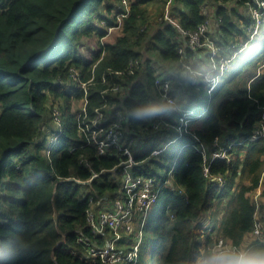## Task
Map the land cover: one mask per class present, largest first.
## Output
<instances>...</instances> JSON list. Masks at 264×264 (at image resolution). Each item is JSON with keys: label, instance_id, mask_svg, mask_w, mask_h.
<instances>
[{"label": "trees", "instance_id": "1", "mask_svg": "<svg viewBox=\"0 0 264 264\" xmlns=\"http://www.w3.org/2000/svg\"><path fill=\"white\" fill-rule=\"evenodd\" d=\"M151 1L132 0L121 30L104 42L101 38L106 29L117 24L123 11L120 0H0V254L6 257L2 264H106L88 257L84 241H79L84 237L104 244L88 224V210L100 209L118 194L122 184V152L111 148L105 155L99 154L81 130L84 115L92 122L97 110L109 118L107 124L115 121L117 112L122 113L125 133L138 140L155 134L165 120L180 124L185 118L189 122L178 135H174L176 128L163 124L162 130L174 135L173 139L178 136L172 153L176 162L162 179L164 202L150 220L161 244L149 252L143 249L152 238L145 242L138 264H148L151 259L156 264H189L202 243H216L219 238L235 250L218 256V261L241 264L250 258L251 249L264 246L255 238L247 242L249 235L253 237L257 211L253 193L261 188L264 196V138L249 140L264 122V72L249 88H240L235 96L217 103L207 93V110L201 92L195 90L179 98L180 102L188 99L187 110L168 112L170 118L136 119L130 113L135 106L157 103L153 94L154 89L159 92L157 78L171 81L181 71L185 77L192 68L209 70L208 48H193L181 29L195 32L209 22L206 9L210 2L216 4L210 23L216 26L212 33L223 56L243 48L241 38L255 27L254 18L228 5L230 0H172L176 24L162 18L152 30ZM161 1L167 4L169 0ZM234 1L258 5V0ZM96 35L98 49L92 50L91 60L83 59L79 54L84 39ZM253 48L235 62L239 65L228 83L263 59L264 39ZM145 50L158 55L156 65L145 59ZM215 58L219 61L220 55ZM162 62H176L179 68L157 74ZM204 63L206 67L201 66ZM256 74L253 71L251 76ZM225 85H218L214 96ZM83 97L87 112L74 110L72 100ZM196 104H201L199 113L193 108ZM57 108L61 109L58 122ZM51 132L56 144L47 148ZM153 137L160 140L159 132ZM222 148L229 159L210 162L212 153ZM148 154H136V158ZM166 155L164 151L160 157ZM138 167L149 173L147 163ZM218 176L225 178L223 186H219ZM217 201L222 202V219L209 233L216 237L195 240L203 228L201 218Z\"/></svg>", "mask_w": 264, "mask_h": 264}, {"label": "built area", "instance_id": "2", "mask_svg": "<svg viewBox=\"0 0 264 264\" xmlns=\"http://www.w3.org/2000/svg\"><path fill=\"white\" fill-rule=\"evenodd\" d=\"M120 1L123 5V11L118 14L117 24L108 26L106 34L120 27L123 18L130 12L132 0ZM261 2H263V4ZM258 10L264 14V0H258L256 11ZM170 20L176 24L175 20ZM181 31L188 37L189 43L193 48L207 47L211 51V60H214V58L218 56L217 51L220 50L221 47L218 45L219 48H216L214 41L209 38L208 21L201 24L195 32L185 31L183 29H181ZM213 44L215 47H213ZM212 49L215 50V54ZM167 80L170 81L169 79L157 78L155 80V85L158 86L162 98L172 99L175 95L171 93V81L168 83ZM76 81L81 87H85V83L79 81L77 77ZM210 84L211 90L216 89L218 85L216 80L212 81ZM86 110L85 98V105L81 108V111L87 112ZM97 111L98 114L92 119V122L86 121L84 115L83 119L85 120L82 121V125L85 127L83 128L82 126L81 130L87 133L88 144L94 145L99 154L105 155L111 148H116L122 152L124 159L119 164L121 168L122 184L118 194L113 199L106 200L107 204H111L109 205L110 207L106 204L101 205L105 208L100 207L98 210L91 208L88 210V224L97 236L104 239V244L99 243L98 240L90 241L84 237H79V241H84L86 246L84 253L90 258L98 259L106 264H138L139 255H141V249L144 243V229L147 226L149 214L153 205L155 206L156 202L160 199L161 184L155 183V179L153 180L152 176L144 173L142 169L137 166L143 159L138 160L136 155L132 153V147L128 144L132 138L125 133L123 114L117 112L115 121L107 124L106 119L109 118H105V113L103 111ZM260 138H264V122L260 124V127L249 140L255 141ZM127 139L128 142L126 141ZM218 142L219 141L216 140L215 144L219 145ZM206 151L207 150L204 149L205 160H208ZM216 158L229 159L226 149L222 148L221 150H215L210 157V162H213ZM205 171L208 173L209 167H206ZM216 179L219 186L224 185L225 178L223 176H218ZM260 189L261 188H259L255 196L257 207L259 196L261 195ZM91 203H93V200H91ZM253 237L264 242V224L256 217ZM213 247L217 250L219 256L230 250H235V247L229 245L224 238H219Z\"/></svg>", "mask_w": 264, "mask_h": 264}, {"label": "rangeland", "instance_id": "3", "mask_svg": "<svg viewBox=\"0 0 264 264\" xmlns=\"http://www.w3.org/2000/svg\"><path fill=\"white\" fill-rule=\"evenodd\" d=\"M261 3L263 4V2H261ZM227 4L230 6H233V7H237L241 14L247 15V13L248 14L250 13L254 18L255 27L252 30H250V32L248 33V35H249L248 37L242 36L241 43H242L243 48L240 51H233L232 53H229V54L223 56V54L225 52H223V54H221V49H220L217 51V55H220L219 61H217V58H214V60H210V56H209V61H211L210 62L211 67L209 68V70L203 69L202 71H200V70L196 71L193 68L190 69L187 72V74L195 73L196 77H197L196 82L186 80L185 77H183L184 76L183 71H181L180 74H174L173 76H171V79H172L171 80V93L173 95H175V96H173L172 100H174L176 102V104L178 105V110L186 111L187 108L189 107L187 98H182V99H184L183 100L184 102L179 101V98H181L182 95L184 96L185 92H188V91L193 92L195 90L201 92L202 98L206 100V101L204 100V104H205L204 107H206V110H207L208 109L207 103H209L208 94H209V96L210 95L213 96L212 98H213L214 103H217L220 99H222L224 97L235 96L238 93V90L240 88H249L251 83L254 81V79L257 78L258 76H260L262 74V72H264V57H263V59L259 62V64L256 67H253V68H251V66L246 67L245 70L241 74L237 75L236 79L233 82L228 83L227 78L230 77V75L233 73L234 69L238 68L239 64H236L235 62H237L240 59V57H242V55H244V52H246L248 50L250 52L254 51L255 48H253V45L256 44L257 42H260L261 39H264V22H263L264 14L260 10L256 11L257 6H255V5L252 6V4L242 5V4H239L237 1H234V0L227 1ZM172 7H173L172 0H169L167 4H165L161 0H153L150 2V4L148 5V10L150 13V17H149L150 28H152V30H154L157 26L160 25V22H162V18H164V19L167 18L169 20L170 19L175 20L174 17L171 15ZM215 7H216V4L214 5L213 3L210 2L207 6V9H206L207 16L209 17V29H210V33H208V35H209V38H211L214 41L216 48H219L217 42L215 41V37H214V33L216 31V29H215L216 26H213V24L210 23V22H212L213 15L215 14ZM98 21H99V19L97 18L95 20V22H98ZM120 30H121L120 27L115 28L109 34H106L103 38H101V41L106 42V41L111 40L113 38V36L115 34H117V32ZM213 31H214V33H212ZM106 32H107V29H106ZM260 35H262V36L260 37ZM98 39H99V37H97V35L93 36V37L85 38L83 41L85 43V47L80 51L79 56L82 57L83 59L91 60L92 55H93L92 50H96L99 47ZM215 45L213 44V47H215ZM208 50H209V52H211L210 49H207L206 55H208V53H209ZM212 50H213V53L215 54V50L214 49H212ZM145 59L146 60L149 59L152 66L156 65V62H158V60H159L158 55L154 51H150V50H147V51L145 50ZM201 66L206 67L205 63L202 64ZM178 68H179V66L176 62L175 63H173V62H162L161 66H157V69H158L157 74L165 72L167 69H174V72H176V70H178ZM253 71L257 72V74L255 76H251ZM214 78H216V79H214ZM214 80L217 81L218 85H220L221 83L226 84L224 87L225 89H223V92L218 97L214 96L218 85H217L216 89L211 90V84L210 83ZM167 82L169 83L170 81L167 80ZM199 84L204 85V87L203 86L199 87L198 86ZM153 94L157 97V101H156L157 103L167 100L164 97L162 98L160 96L157 89L153 90ZM84 105H85V97L79 98V99L74 98L72 100V107L74 110L81 109L84 107ZM200 107H201V104L194 105L193 108L196 110L195 111L196 113L200 112L199 111ZM107 109L110 112H112L114 108L108 107ZM0 111H1V108H0ZM56 113H57L56 118H57V122H58L61 120V109L57 108ZM189 114H191L192 117L195 115L191 111ZM168 115L171 117V115L169 113H166V114H163L160 116L162 118L166 119V118H170ZM59 117H60V119H59ZM175 122H176L175 119H173L171 123H169V122H167V120H165V122L160 124L161 129L160 130L156 129L154 131L156 133L159 132V139L160 140H156L153 137V135H155L156 133L148 135L143 140H138L135 138L130 139L129 142H128V139L126 140L128 142V144H130V146L132 147V153L134 155L145 154L146 152L149 151V154L147 156H144L142 162L140 164H138L137 166H140V165L147 163V165H148L147 169H149V173H147V174L152 176L153 180L155 179V183L162 184L163 183L162 179L165 176H168V174H169L168 171L170 169V166L172 164H175L176 161L172 158V153H173V151L176 150V147H177L176 139L178 138V136H176L175 139H173V137H174V135H178L181 132L185 131V129L187 128L186 126L189 124V122H187V119H185V118L180 119V122H179L180 124H174ZM163 124L165 125V127L176 128L175 134L171 136V134L168 133L167 130H162L163 129L162 127L164 126ZM182 124H184L185 128L181 127ZM146 128H148V126ZM53 138H54V135L51 132V134H50V136L46 142L47 148L50 146V144L52 146H54L56 144V141H54ZM164 151L167 152V155H166V157L162 158V157H160V154ZM47 153H48V151H47ZM155 160H157V162H155ZM120 179L122 181V177ZM163 202H164V197L161 196L160 199L156 202L155 206L152 204L153 208L151 209L150 214H149V218H148L149 224L144 229L145 237H144L143 242L144 243L148 242L151 238H152V241L148 244V246H144L143 251L148 249L149 252L150 251L152 252V250L156 246L161 244L158 240V232L155 231L156 225L154 223H152L150 220L155 215V213L161 208ZM106 204L107 203H103L102 205H106ZM221 204H222L221 201H219V202L217 201L214 209L206 212L203 215V217L201 218V222H204L203 228L199 229L200 233L195 237V240L205 241V239L208 235H212L213 238L216 237L215 233H211V234H209V233H210V230L213 229L212 225L214 224L217 227L219 222L222 219L220 212L223 210V207ZM109 205H111V204H107V206H109ZM100 207H102V206H100ZM94 208H96V207H94ZM102 208H105V207H102ZM167 230L170 231V226H168ZM168 244H169V239L167 238L166 240H164V245L168 246ZM214 244H215V242L209 243V245H211V246H213ZM205 246H207V245H204V243H202L199 246V248L205 247ZM218 256L219 255H217V258H218ZM145 264H147V263H145ZM148 264H156V263L153 259H151Z\"/></svg>", "mask_w": 264, "mask_h": 264}, {"label": "clouds", "instance_id": "4", "mask_svg": "<svg viewBox=\"0 0 264 264\" xmlns=\"http://www.w3.org/2000/svg\"><path fill=\"white\" fill-rule=\"evenodd\" d=\"M185 79L192 82H196V74H185ZM178 109V105L172 99H167L166 101L159 103H147L143 105H138L131 108L130 113L136 119H148L154 116L163 115L171 111ZM149 221L147 222V226ZM146 226V227H147ZM143 246V245H142ZM217 250L209 245L205 247L198 248L190 258L189 264H221L217 259ZM249 259L242 261L241 264H264V246H260L251 249L248 252ZM5 255L0 254V264L5 260Z\"/></svg>", "mask_w": 264, "mask_h": 264}, {"label": "crops", "instance_id": "5", "mask_svg": "<svg viewBox=\"0 0 264 264\" xmlns=\"http://www.w3.org/2000/svg\"><path fill=\"white\" fill-rule=\"evenodd\" d=\"M258 190L259 189H257L255 191V193H253L254 199H255V196H256ZM260 191H261V189H260ZM257 210L258 211H256V218L260 219L262 221V223L264 224V196L262 194L259 196ZM252 240H254V237H250V235H249L247 238V242L252 241Z\"/></svg>", "mask_w": 264, "mask_h": 264}, {"label": "water", "instance_id": "6", "mask_svg": "<svg viewBox=\"0 0 264 264\" xmlns=\"http://www.w3.org/2000/svg\"><path fill=\"white\" fill-rule=\"evenodd\" d=\"M81 183H88L89 181H80Z\"/></svg>", "mask_w": 264, "mask_h": 264}]
</instances>
